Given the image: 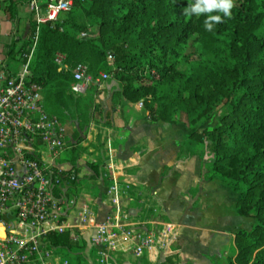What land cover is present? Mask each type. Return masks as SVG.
<instances>
[{"label":"trees","instance_id":"1","mask_svg":"<svg viewBox=\"0 0 264 264\" xmlns=\"http://www.w3.org/2000/svg\"><path fill=\"white\" fill-rule=\"evenodd\" d=\"M23 2L7 0L4 6L11 24L7 57H16L31 41L16 49L20 38L12 33ZM194 2L73 0L72 7L56 21L38 25L29 65L31 77L41 84L45 109L61 122L79 117L80 130L89 124L91 100L71 91V68L77 63H85L91 74L114 66L121 86L112 92V107L122 97L138 101L147 96L145 101L151 103L143 104L153 121L171 122L177 113L185 119L191 117L188 123L195 126L202 122L200 111L210 109L213 102L223 105L217 124L188 136L206 142L214 154L209 178L219 174L239 193L236 212L256 219L250 229L235 231L229 264H264V0H239L231 9V18L220 13L223 23L213 31L205 30L204 15H184V9ZM75 9L97 22L96 36L78 37L79 26L71 15ZM36 27L33 20V34ZM194 35L203 44L200 54H210L211 59H188L187 71H178L174 61ZM56 52L65 55L68 70H57L53 61ZM108 54L113 57L112 64ZM140 77L151 79L153 85L134 83ZM160 84L167 88L158 89ZM71 170H75L73 166L65 173ZM51 240L69 250L84 248L83 242L72 243L65 233L52 235ZM166 260L172 262L171 257Z\"/></svg>","mask_w":264,"mask_h":264},{"label":"built area","instance_id":"2","mask_svg":"<svg viewBox=\"0 0 264 264\" xmlns=\"http://www.w3.org/2000/svg\"><path fill=\"white\" fill-rule=\"evenodd\" d=\"M72 5L73 0H44L41 4L29 0L37 25L32 47L23 54L16 72L6 67L5 53L0 56V264H77L63 256L62 252L72 254L66 245L52 242L55 234L65 233L72 243H82L90 231L96 264H116L113 254L120 239L129 240L133 254L139 257L153 247L164 249L176 238L170 222L131 220L124 208V198L134 191L131 182L103 174L108 180L105 194L110 205L103 218L88 202L61 191L65 177L74 178L73 170L65 173L69 168L57 162L70 144L63 122L45 109L41 84L31 77L29 65L38 25L56 21ZM42 7L44 15L40 14ZM86 35L80 32V36ZM65 60L64 54H54L58 71L69 69ZM107 60L113 63L111 54ZM71 71V91L77 95L92 81L108 77L101 71L94 78L85 63L75 64ZM87 261L92 264L91 259Z\"/></svg>","mask_w":264,"mask_h":264},{"label":"rangeland","instance_id":"3","mask_svg":"<svg viewBox=\"0 0 264 264\" xmlns=\"http://www.w3.org/2000/svg\"><path fill=\"white\" fill-rule=\"evenodd\" d=\"M42 1L44 0H38V3L41 4ZM238 1L239 0H234V5H236ZM28 2L29 1L25 0L23 4L28 7ZM40 14H45L43 7L41 8ZM71 15L74 16L73 20H75L76 25L79 26V28H77L80 30L77 34L78 37L85 38L94 37L97 35V22L88 18L83 10H71ZM34 19L35 16L28 7L27 12L24 10L21 11V16H19V19L14 23L12 33L15 35V37L20 38L17 42L16 49L28 39H31V41L28 47L20 52L16 57H5L4 63L6 67L10 69V71L16 72L19 68H21L23 54L29 51L33 42L35 41V33L33 34L31 31V23ZM83 29L87 33L85 37L80 36V32ZM9 38L10 33L7 37L8 46ZM202 47L203 44L196 37V35L192 36L183 50V55L174 61L175 69L178 71H187L189 67L188 59L198 58V56L200 59H211L210 54H200V51H204ZM7 51L5 52V55ZM101 71H105L108 74L106 79L92 81L88 85L86 91L82 94L77 95L73 93V95L76 97L81 96L91 100L89 124L83 127L81 130L77 128V134H74L73 136L76 142L75 144H72V146H75H73L71 149L74 150L72 154L75 156L73 159L75 161L73 168L75 171H77V174L82 177H87L85 173L91 168L94 170V167H96L94 171L102 175V172L104 171V165H106L110 160L108 153L113 147H117L118 141L123 138L122 135L117 134L113 138V142L111 141L112 139H109V136L117 132V129L113 127V130H109L112 128L110 123L111 119L110 115L106 116L105 112V109L111 112V95L113 89L117 87L120 88L121 84L115 78L116 70L114 69V66L111 65L109 69L97 70L96 72L92 73L93 77L97 78L99 72ZM134 83L145 87L148 85H153L154 82L147 77H140L139 79L134 80ZM158 87V89L163 90L167 88V86L163 84H160ZM146 97L147 96L140 98L139 101L145 104L151 103L150 101H145ZM145 104H143L144 107ZM223 110V105H215V102H213V105L210 106V109L206 108L204 111H200L203 112V116H201L199 119L202 121L200 124L190 126L188 121H191V117L185 119L179 117L177 113L173 115L174 120L169 124L171 127L178 129L180 131L179 136L182 137L179 151L176 155L178 161L172 159L173 165L171 166L166 164L164 165L162 163L160 166H158V170L160 171L161 175H166L168 173L171 174V172H169L171 169H174V174L178 173L177 169L181 168L180 165H182V159L186 158L185 165H191L192 157L196 156L200 159V176L198 177L197 182L194 184H188V188L184 191L178 190L167 192L164 191L163 193L160 192L162 194L161 198L159 197V193L152 194L145 191L142 192V194L140 192H137L136 194V190L134 189L133 193H131V197L134 202H138L139 204L136 205V207L135 205L128 203L124 208L128 212L130 210L133 211V209L136 210L134 214L135 217L170 222L175 227V229L182 228L183 231L189 234L195 231L220 234L222 236L221 243L224 244L223 248L227 254L224 260H220L217 253L214 254V258L216 262H219L220 264H229V257H231L234 252L235 231L239 228L250 229L255 223L256 219L253 216H241L236 212L235 206L237 199L240 197L239 193L232 191L226 181L219 174H215L213 178H209L214 154L211 152L206 142L199 141L196 136H188L194 130L200 131L203 127L211 128L217 124L218 115ZM67 120H74L76 123H80L79 117ZM89 132L93 134L94 138H89ZM67 155L68 152L64 151L60 155V158L57 160V162H63L64 159H67ZM81 156H87L86 160L81 159ZM91 157L95 158L93 162L88 161L91 160ZM133 169L136 170L135 167L130 168V170ZM171 177L172 180H174L177 178V175H171ZM168 209L174 213L173 217L166 214ZM87 245L88 242L84 241L83 246L86 247ZM71 251L72 254H66L65 252H62V254L63 256L65 255V257H67L70 261L77 264H89L87 258L92 260V264H96V255L92 248H90L87 253L82 255H78V251ZM123 253H126L130 259L135 257L132 252V247H127L126 245L117 243L113 254L116 264H123ZM76 256H78V259H75Z\"/></svg>","mask_w":264,"mask_h":264},{"label":"crops","instance_id":"4","mask_svg":"<svg viewBox=\"0 0 264 264\" xmlns=\"http://www.w3.org/2000/svg\"><path fill=\"white\" fill-rule=\"evenodd\" d=\"M6 1L0 0V56L8 50L7 37L11 29L10 21L4 11ZM27 9L28 7L25 4L19 5V16H21L22 10L27 12ZM110 109L111 112L105 109L106 116L110 115L111 119L112 128L109 130H113L114 127L117 132L109 136V139H112L111 141L113 142V138L117 134L122 135L123 138L118 141V146L113 147L108 153L110 160L104 165L102 175L91 168L85 173L87 177H82L77 174V171L73 170L74 178L65 179L62 182V193L69 197H75L79 201L88 202L97 211L98 217L103 218L110 208L105 194L108 180L103 177L104 173L113 176L119 181L131 182L136 194L137 192L142 194V192L147 191L152 194L159 193L160 198L162 196L161 193L164 191H184L188 188V184L197 182L200 176V159L196 156L191 159L192 166L190 164L185 165L186 158L182 159L181 168L177 169L178 173L174 174V169H171L169 171L171 174L161 175L158 170L160 164L171 166L173 165L172 159L177 160L176 155L179 151L182 137L179 136L180 131L178 129L169 125L170 122L151 120L148 110L139 100L130 101L122 97L120 102L115 107L111 105ZM63 124L70 147L66 150L68 152L67 159H64L59 164L64 168H70L75 162L72 160L74 155L72 154L73 151L71 152V148L75 146H72L76 142L73 136L78 127L74 120L66 119ZM91 137L94 138L93 134L89 132V138ZM86 157L81 156V159L86 160ZM91 160L88 161L93 162L95 158L91 157ZM132 167H135L136 170H130ZM171 175H177V178L172 180ZM128 203L135 206L139 204L133 201L131 194L129 197L124 198V204L127 205ZM129 212L131 220L135 222H163L155 219L148 220L135 217L136 210L134 209ZM166 212L167 215L174 216L170 209ZM89 235L90 231L84 234L83 242H88V245L84 247L86 251L84 253H87L90 248ZM175 236L176 238L164 249L153 247L142 256L132 257L133 259L123 253V264H220L214 258L215 253L219 255L220 260L225 259L227 252L224 251V244L221 243L222 236L220 234L204 231H195L189 234L183 231L182 228H177L175 229ZM118 243L127 247L132 246L127 239H120ZM169 257H171V263L166 260Z\"/></svg>","mask_w":264,"mask_h":264},{"label":"clouds","instance_id":"5","mask_svg":"<svg viewBox=\"0 0 264 264\" xmlns=\"http://www.w3.org/2000/svg\"><path fill=\"white\" fill-rule=\"evenodd\" d=\"M234 7V0H195L184 9V15H204V27L207 31H213L214 26L223 23V18H231V9ZM212 13H217L213 15Z\"/></svg>","mask_w":264,"mask_h":264}]
</instances>
